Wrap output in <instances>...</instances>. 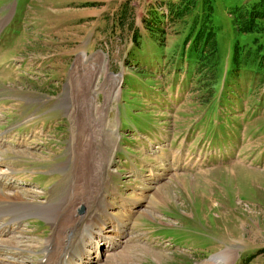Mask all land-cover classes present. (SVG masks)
<instances>
[{"label": "rangeland", "instance_id": "obj_1", "mask_svg": "<svg viewBox=\"0 0 264 264\" xmlns=\"http://www.w3.org/2000/svg\"><path fill=\"white\" fill-rule=\"evenodd\" d=\"M0 178L121 222L100 264H264V0H0ZM22 224L39 264L54 221Z\"/></svg>", "mask_w": 264, "mask_h": 264}, {"label": "bare ground", "instance_id": "obj_2", "mask_svg": "<svg viewBox=\"0 0 264 264\" xmlns=\"http://www.w3.org/2000/svg\"><path fill=\"white\" fill-rule=\"evenodd\" d=\"M7 190L8 186L4 184L3 179L0 178V247L7 251V257L9 258L8 260H2V257V259H0V264H25L24 253H27V251L33 252L41 245L40 243L28 240V238L24 236L26 233L22 229L23 219L29 215L33 216V214L40 215L43 218L45 217L47 220L50 218L51 221H54V233L51 239L45 242V257L43 260H46V262L43 263V260H41L39 264H100L103 256L100 258L99 250L103 248L104 245L112 250H115L118 246L120 247L116 239L118 240V237L123 235V231H119L117 228L118 224H122L118 220L115 222V225L111 224L106 226L104 223H101L97 231H95L94 228H87L84 233V230L78 229L79 224L82 225L81 218H76L77 220H74L75 232L72 234L73 236H71L72 225L70 224H72V218L70 216L68 219H65V215L62 216V214L58 215L56 213L54 215V210L52 209L53 212H51L50 209V207L53 208L54 205L37 204L32 201L33 199H28L27 195H22L20 193L12 195L7 193ZM125 202L131 205L135 203L139 205V201H134L132 199H125ZM57 208H59V206ZM134 208L136 207L134 206L128 211L131 212ZM66 221H68L69 224H67ZM103 226L107 229L101 231ZM108 231L109 233L112 232V235L110 233L111 237L105 235L106 232L108 234ZM85 235L87 239H85ZM70 245H76V248H70L68 252ZM91 250H97V255L92 261L86 262L85 259L90 255ZM123 252L124 251L111 256L109 260L111 263L106 262L104 264H118L131 260L132 257L129 256L127 252ZM74 256H76V258ZM220 259L223 261V264H229L232 259V252L228 251L223 253Z\"/></svg>", "mask_w": 264, "mask_h": 264}, {"label": "trees", "instance_id": "obj_3", "mask_svg": "<svg viewBox=\"0 0 264 264\" xmlns=\"http://www.w3.org/2000/svg\"><path fill=\"white\" fill-rule=\"evenodd\" d=\"M259 17L255 16L254 13H252L250 15V22H249V26H245V29L242 30V32L246 33V34H255L258 33V31L256 30V20ZM208 32H206L207 34ZM209 37L213 38V50H216V41H215V34H214V30H210L209 34H207ZM208 37V40H210V38ZM204 48V47H203ZM204 50V49H203Z\"/></svg>", "mask_w": 264, "mask_h": 264}, {"label": "water", "instance_id": "obj_4", "mask_svg": "<svg viewBox=\"0 0 264 264\" xmlns=\"http://www.w3.org/2000/svg\"><path fill=\"white\" fill-rule=\"evenodd\" d=\"M82 211H83V209H82Z\"/></svg>", "mask_w": 264, "mask_h": 264}]
</instances>
